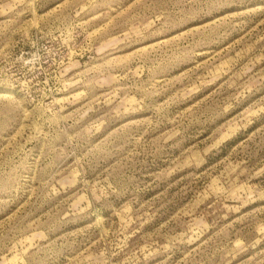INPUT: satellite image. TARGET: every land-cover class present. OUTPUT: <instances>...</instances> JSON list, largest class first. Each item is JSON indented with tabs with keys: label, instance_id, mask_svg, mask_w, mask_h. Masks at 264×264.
<instances>
[{
	"label": "rangeland",
	"instance_id": "rangeland-1",
	"mask_svg": "<svg viewBox=\"0 0 264 264\" xmlns=\"http://www.w3.org/2000/svg\"><path fill=\"white\" fill-rule=\"evenodd\" d=\"M0 264H264V0H0Z\"/></svg>",
	"mask_w": 264,
	"mask_h": 264
}]
</instances>
